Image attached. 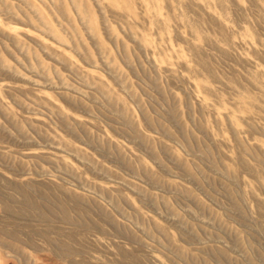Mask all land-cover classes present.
Here are the masks:
<instances>
[{
    "label": "rangeland",
    "instance_id": "rangeland-1",
    "mask_svg": "<svg viewBox=\"0 0 264 264\" xmlns=\"http://www.w3.org/2000/svg\"><path fill=\"white\" fill-rule=\"evenodd\" d=\"M0 264H264V0H0Z\"/></svg>",
    "mask_w": 264,
    "mask_h": 264
},
{
    "label": "bare ground",
    "instance_id": "bare-ground-1",
    "mask_svg": "<svg viewBox=\"0 0 264 264\" xmlns=\"http://www.w3.org/2000/svg\"><path fill=\"white\" fill-rule=\"evenodd\" d=\"M27 199H28V198H27ZM26 202H27V205H28L29 207H31L32 209H37V208H38L37 205H36V203H35L34 201L28 199Z\"/></svg>",
    "mask_w": 264,
    "mask_h": 264
}]
</instances>
